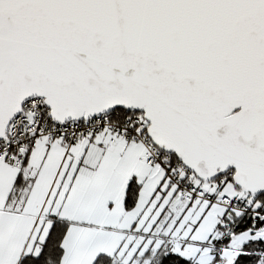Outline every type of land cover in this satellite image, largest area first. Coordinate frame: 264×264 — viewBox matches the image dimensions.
Instances as JSON below:
<instances>
[{"label": "snow or ice", "instance_id": "1", "mask_svg": "<svg viewBox=\"0 0 264 264\" xmlns=\"http://www.w3.org/2000/svg\"><path fill=\"white\" fill-rule=\"evenodd\" d=\"M0 264H264V0H0Z\"/></svg>", "mask_w": 264, "mask_h": 264}]
</instances>
